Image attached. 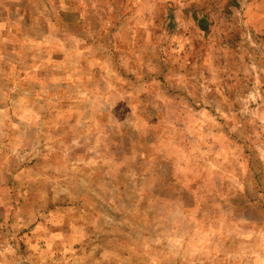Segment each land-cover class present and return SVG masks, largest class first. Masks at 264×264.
<instances>
[{
    "label": "rangeland",
    "instance_id": "374dc122",
    "mask_svg": "<svg viewBox=\"0 0 264 264\" xmlns=\"http://www.w3.org/2000/svg\"><path fill=\"white\" fill-rule=\"evenodd\" d=\"M0 264H264V0H0Z\"/></svg>",
    "mask_w": 264,
    "mask_h": 264
}]
</instances>
